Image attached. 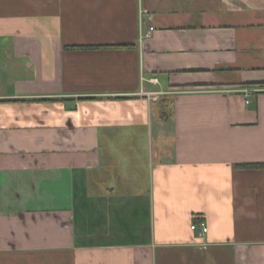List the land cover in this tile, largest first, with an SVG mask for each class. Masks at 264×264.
<instances>
[{"label":"crops","instance_id":"1","mask_svg":"<svg viewBox=\"0 0 264 264\" xmlns=\"http://www.w3.org/2000/svg\"><path fill=\"white\" fill-rule=\"evenodd\" d=\"M248 86L264 0H0V264H264Z\"/></svg>","mask_w":264,"mask_h":264},{"label":"built area","instance_id":"2","mask_svg":"<svg viewBox=\"0 0 264 264\" xmlns=\"http://www.w3.org/2000/svg\"><path fill=\"white\" fill-rule=\"evenodd\" d=\"M146 14H148V10L147 9H140L139 10L140 17H143ZM147 21H149V18L147 19ZM152 30H153V27L149 25L148 28H147V31L145 33H140V39H143L144 37H148ZM149 80L151 82H154V83L157 82V79L155 77H151ZM260 90H264V87L248 86V87H244V88L241 89V91L244 93V95L246 97H249L251 95V93L257 92V91H260ZM153 94L158 95V94H161V92H155V93L153 92ZM154 99H155V97H154ZM248 102H249V99H246V103H248ZM190 229L191 230L198 229L200 234L205 233L207 231V227H206V225L204 223H200L199 225H196L195 223H192L190 225Z\"/></svg>","mask_w":264,"mask_h":264},{"label":"trees","instance_id":"3","mask_svg":"<svg viewBox=\"0 0 264 264\" xmlns=\"http://www.w3.org/2000/svg\"><path fill=\"white\" fill-rule=\"evenodd\" d=\"M166 107H167V105H166ZM253 166H261V164H255V165H253Z\"/></svg>","mask_w":264,"mask_h":264}]
</instances>
